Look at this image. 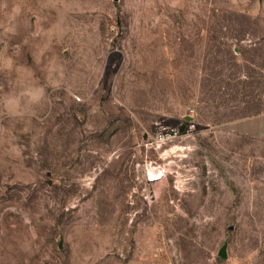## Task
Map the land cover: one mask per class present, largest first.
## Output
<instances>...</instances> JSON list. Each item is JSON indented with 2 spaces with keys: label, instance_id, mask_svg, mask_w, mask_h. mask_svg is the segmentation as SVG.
Listing matches in <instances>:
<instances>
[{
  "label": "rangeland",
  "instance_id": "obj_1",
  "mask_svg": "<svg viewBox=\"0 0 264 264\" xmlns=\"http://www.w3.org/2000/svg\"><path fill=\"white\" fill-rule=\"evenodd\" d=\"M0 264H264V0H0Z\"/></svg>",
  "mask_w": 264,
  "mask_h": 264
},
{
  "label": "clouds",
  "instance_id": "obj_2",
  "mask_svg": "<svg viewBox=\"0 0 264 264\" xmlns=\"http://www.w3.org/2000/svg\"><path fill=\"white\" fill-rule=\"evenodd\" d=\"M41 95H42V90H41ZM34 101H36V102H38L39 101V99H40V96H35L34 98ZM11 115H20V113H11Z\"/></svg>",
  "mask_w": 264,
  "mask_h": 264
},
{
  "label": "bare ground",
  "instance_id": "obj_3",
  "mask_svg": "<svg viewBox=\"0 0 264 264\" xmlns=\"http://www.w3.org/2000/svg\"><path fill=\"white\" fill-rule=\"evenodd\" d=\"M150 176H151V177H154L155 175H154V173L150 172Z\"/></svg>",
  "mask_w": 264,
  "mask_h": 264
}]
</instances>
